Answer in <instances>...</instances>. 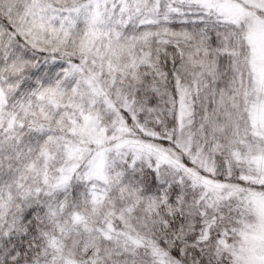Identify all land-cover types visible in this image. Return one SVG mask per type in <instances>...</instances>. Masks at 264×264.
I'll return each instance as SVG.
<instances>
[{"label": "snow or ice", "instance_id": "1", "mask_svg": "<svg viewBox=\"0 0 264 264\" xmlns=\"http://www.w3.org/2000/svg\"><path fill=\"white\" fill-rule=\"evenodd\" d=\"M0 264H264V0H0Z\"/></svg>", "mask_w": 264, "mask_h": 264}]
</instances>
